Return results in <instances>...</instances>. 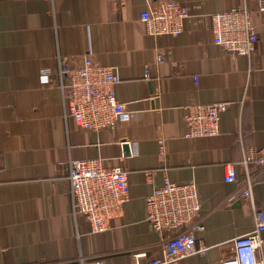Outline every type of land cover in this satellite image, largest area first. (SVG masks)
<instances>
[{"label": "crops", "instance_id": "obj_1", "mask_svg": "<svg viewBox=\"0 0 264 264\" xmlns=\"http://www.w3.org/2000/svg\"><path fill=\"white\" fill-rule=\"evenodd\" d=\"M158 2L187 14L157 15ZM251 29L258 36L247 44ZM162 47L172 49L163 62L155 58ZM85 57L119 75L115 96L131 110L122 124L145 125L123 156L118 128H79L66 112L61 61ZM41 66L53 68L54 82ZM190 102L227 104L217 136H185ZM263 145L264 0H0V264H151L162 237L146 220L145 198L159 176L145 171L157 168L196 184V236L207 249L178 264H206L254 226L252 207L229 201L240 184L224 180V163L235 162L240 178L245 150ZM91 158L128 172L129 198L105 234L64 195L68 162ZM253 191L264 209V180Z\"/></svg>", "mask_w": 264, "mask_h": 264}, {"label": "built area", "instance_id": "obj_2", "mask_svg": "<svg viewBox=\"0 0 264 264\" xmlns=\"http://www.w3.org/2000/svg\"><path fill=\"white\" fill-rule=\"evenodd\" d=\"M157 15L168 10L187 14L186 7L175 8L170 3L158 2L154 6ZM258 36L251 29L247 44ZM218 41V38H215ZM170 47L157 48L156 60L165 61ZM150 65L144 67V78L150 75ZM60 71L68 80L66 112L79 128L99 131L116 127L119 130L115 153L123 156V143L128 145L144 138L145 125H123L125 116L131 113L128 104L119 101L114 86L120 77L112 68L96 65L85 57L81 65L68 58L61 61ZM42 78L54 82L55 72L50 66H41ZM227 109L224 102H190L184 107L183 121L188 138L215 137L219 133L221 116ZM128 117V116H127ZM159 156L165 154L164 140L158 138ZM126 156V155H125ZM242 176L237 177L236 163H224V180L239 182V190L229 201L239 206L250 205L254 214L251 230L219 244L216 259L206 264H264V209L254 200L255 183L264 180V145L247 148L239 162ZM147 176H159L145 198V217L153 230L162 237V257L151 264H178L194 253H204L205 245H199L196 232L202 228L198 189L193 181L175 182L165 168L145 171ZM127 170L120 166H105L100 159H75L68 162V186L64 195L71 202L73 212L88 222L92 232L105 234L112 228V220L121 212L129 198ZM81 264V260L77 263ZM89 264H102L91 262Z\"/></svg>", "mask_w": 264, "mask_h": 264}, {"label": "water", "instance_id": "obj_3", "mask_svg": "<svg viewBox=\"0 0 264 264\" xmlns=\"http://www.w3.org/2000/svg\"><path fill=\"white\" fill-rule=\"evenodd\" d=\"M235 205H237V206H238V203H236Z\"/></svg>", "mask_w": 264, "mask_h": 264}]
</instances>
